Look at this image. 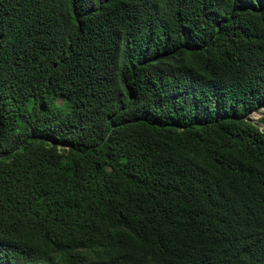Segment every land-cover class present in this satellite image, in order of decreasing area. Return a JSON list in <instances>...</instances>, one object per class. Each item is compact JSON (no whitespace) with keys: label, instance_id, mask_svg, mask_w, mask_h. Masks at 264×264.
<instances>
[{"label":"trees","instance_id":"1","mask_svg":"<svg viewBox=\"0 0 264 264\" xmlns=\"http://www.w3.org/2000/svg\"><path fill=\"white\" fill-rule=\"evenodd\" d=\"M261 110L264 0H0V264H264Z\"/></svg>","mask_w":264,"mask_h":264},{"label":"rangeland","instance_id":"2","mask_svg":"<svg viewBox=\"0 0 264 264\" xmlns=\"http://www.w3.org/2000/svg\"><path fill=\"white\" fill-rule=\"evenodd\" d=\"M264 110H261L260 112H258V113H253L252 114V119L256 122V123H258V124H260V126L261 127H264V123H260V121H261V119L264 117Z\"/></svg>","mask_w":264,"mask_h":264},{"label":"water","instance_id":"3","mask_svg":"<svg viewBox=\"0 0 264 264\" xmlns=\"http://www.w3.org/2000/svg\"><path fill=\"white\" fill-rule=\"evenodd\" d=\"M252 116V115H251Z\"/></svg>","mask_w":264,"mask_h":264}]
</instances>
